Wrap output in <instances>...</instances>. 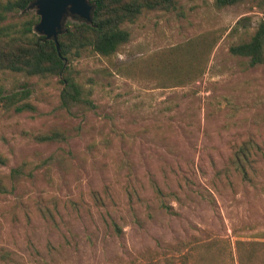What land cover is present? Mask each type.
<instances>
[{
  "label": "rangeland",
  "instance_id": "obj_1",
  "mask_svg": "<svg viewBox=\"0 0 264 264\" xmlns=\"http://www.w3.org/2000/svg\"><path fill=\"white\" fill-rule=\"evenodd\" d=\"M258 2L179 0L125 24L115 55L73 62L89 110L60 109L57 79L0 74L6 94L28 81L39 111L0 103V176L27 163L0 195V264H264V65L230 51L264 20ZM56 129L67 143L36 140ZM249 140L245 181L230 159Z\"/></svg>",
  "mask_w": 264,
  "mask_h": 264
},
{
  "label": "trees",
  "instance_id": "obj_2",
  "mask_svg": "<svg viewBox=\"0 0 264 264\" xmlns=\"http://www.w3.org/2000/svg\"><path fill=\"white\" fill-rule=\"evenodd\" d=\"M35 0H0V74L10 72L26 80L57 79L62 85L59 107L68 113L73 110H89L94 104L92 90L87 89L73 74V62L85 54H97L109 58L115 55L131 40V33L125 24L136 23L144 12L170 11L175 9L179 0H91L95 9L92 21H67L64 32L58 37L59 50L53 39H47L35 32L40 17L30 6ZM250 0H216L221 9ZM259 7L264 13V0H259ZM17 18H23L16 21ZM234 56L247 59L248 66L255 68L264 65V20L260 22L255 34L247 42L234 45L230 49ZM67 62V66L65 63ZM0 85V103L13 109L15 113H38V108L28 100L31 91L28 81L23 90L12 88L6 94ZM36 140L43 144L67 143V134L61 130H52L40 135ZM259 146L253 140L239 145L230 159L233 171L249 180V171L254 166L255 150ZM59 156H50L44 164L61 162ZM0 165L8 166V159L0 155ZM27 163L11 169L9 177L0 176V195L11 193L16 184L24 177ZM8 179L11 186L7 185ZM163 196V191L156 188ZM162 205L167 206L162 202ZM117 227V226H116ZM119 232V228H116ZM255 249V248H254ZM252 249L251 251H253ZM249 250V249H247ZM256 250V249H255ZM244 255V264L253 256L252 252Z\"/></svg>",
  "mask_w": 264,
  "mask_h": 264
},
{
  "label": "water",
  "instance_id": "obj_3",
  "mask_svg": "<svg viewBox=\"0 0 264 264\" xmlns=\"http://www.w3.org/2000/svg\"><path fill=\"white\" fill-rule=\"evenodd\" d=\"M30 8L35 9L40 17L35 32L47 39H53L58 50V37L64 32L66 14L79 16L87 22L92 21V6L89 0H36Z\"/></svg>",
  "mask_w": 264,
  "mask_h": 264
},
{
  "label": "flooded vegetation",
  "instance_id": "obj_4",
  "mask_svg": "<svg viewBox=\"0 0 264 264\" xmlns=\"http://www.w3.org/2000/svg\"><path fill=\"white\" fill-rule=\"evenodd\" d=\"M89 4L92 6V15H93V12H94V9H95V5H94V3L91 0H89ZM75 20H83V21L87 22L86 20L80 18L79 16H73V15L68 13V14H66V16L64 18V29H65V25H66L67 21L73 22ZM87 23H90V22H87Z\"/></svg>",
  "mask_w": 264,
  "mask_h": 264
}]
</instances>
